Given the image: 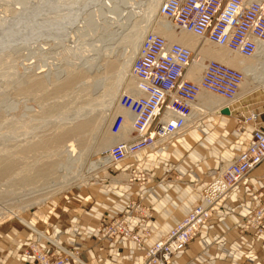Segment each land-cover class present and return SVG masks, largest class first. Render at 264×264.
I'll list each match as a JSON object with an SVG mask.
<instances>
[{"label":"rangeland","instance_id":"obj_1","mask_svg":"<svg viewBox=\"0 0 264 264\" xmlns=\"http://www.w3.org/2000/svg\"><path fill=\"white\" fill-rule=\"evenodd\" d=\"M153 4L154 0H0L2 259L14 257L21 260L26 257L31 264L32 254H25L30 242L43 246L45 252L52 253L55 250L58 254L61 248L55 246L56 243L53 244L55 248L49 250L46 242L36 240L33 236L44 232L45 226L50 224L49 229L52 224H57L59 229L70 232L71 220H79L81 214L91 217L89 214H93L92 212L98 213L103 204L107 205V198L115 199L114 188L117 183L112 181L138 186L142 183L147 185L162 182L150 175L149 180L145 179L144 182L136 180L128 183L129 171L121 172L119 165L111 163L97 171L89 172L87 168L92 162L103 159L107 150L102 148L103 143L116 138L114 143L119 142L121 135H111L109 127L114 116L120 113L117 103L119 96L123 92H133L127 87L132 80L130 69L116 98L111 99L109 88H113L116 83L117 70L122 60L130 56L139 29L147 25L148 18L152 17L153 22L147 33L156 34L157 24L167 21L159 15V9L153 13ZM174 30L180 38L184 34L188 39L192 38V41L198 39L176 27ZM200 41L202 43L195 50H190L196 58L207 42ZM118 60L120 62H116ZM245 60L249 62V59ZM134 88L133 83V90ZM262 91L264 90H256L257 93ZM243 102V99L239 101ZM237 103H231L230 112L231 106ZM79 115H83V118ZM225 115H208L204 112L199 121V113L198 123ZM230 115L226 116L230 119ZM245 118L247 117H242L234 128L236 133H240L241 125H246L242 124ZM84 121L90 124L77 130L78 124ZM198 126L199 124L189 129V136L198 137ZM187 135L173 140L171 145ZM69 144H73L75 149L71 161L67 159L69 155L65 154ZM157 149L146 151L154 153ZM231 161L226 164L222 162L216 172ZM71 172L73 176L79 174L88 177L86 181H81L82 184L78 180L73 186L61 189L73 177ZM69 173L70 176L66 175ZM63 178L68 179L65 181ZM200 185L198 182L189 183L196 191V197L194 193L191 194L195 201L189 210L197 201V189ZM124 189L122 187L123 192L126 191ZM135 204L147 210L140 203ZM99 221L93 223L88 220L86 225L89 228L85 227L83 231L92 230L94 225H97L94 226L95 230L98 229ZM104 227L105 225L100 227L101 233ZM23 231L30 233L25 239L20 238V232ZM74 256L76 257L70 260L81 262L77 254ZM2 259L0 258V264H3Z\"/></svg>","mask_w":264,"mask_h":264},{"label":"built area","instance_id":"obj_2","mask_svg":"<svg viewBox=\"0 0 264 264\" xmlns=\"http://www.w3.org/2000/svg\"><path fill=\"white\" fill-rule=\"evenodd\" d=\"M158 13L177 29L237 52L246 59L258 55L260 44H264V0H163ZM260 57L264 61V51ZM194 58L182 44L170 43L158 34L144 36L130 68L136 90L119 96L117 103L121 112L112 119L109 131L113 136L122 134L128 118L132 119V128L128 139L114 143L103 154L109 163L120 165L138 153L170 145L185 132L201 92L215 94L225 101L234 100L244 74L208 60L204 62L200 78L190 80L185 78V73ZM203 113L201 110L199 121ZM254 118L255 115H251L242 124ZM262 162L264 130L254 128L248 145L235 155L225 170L220 169L212 179L199 186L197 201L187 215L164 237L146 246L141 264H172L222 209L236 186ZM128 171V183L149 180V171L145 169L130 167ZM130 209L135 215L150 216L148 209H141L135 202ZM250 229L264 236V203L260 202L245 218L243 230ZM102 235L131 241L138 247L144 246L149 236L135 233L123 218H115L105 225ZM35 245L28 243L25 251V254H32L31 264H66L76 254L63 249L58 254L55 250L48 253L43 246Z\"/></svg>","mask_w":264,"mask_h":264},{"label":"crops","instance_id":"obj_3","mask_svg":"<svg viewBox=\"0 0 264 264\" xmlns=\"http://www.w3.org/2000/svg\"><path fill=\"white\" fill-rule=\"evenodd\" d=\"M174 43H183L182 45L185 44L184 46L195 50L202 41L200 39L192 41V38L188 39L183 34L181 40ZM207 43L199 50V54ZM194 65L185 73L190 80L200 78L193 77ZM254 88L253 84L247 91L238 94L235 103H239L241 99L244 102L231 106V113L234 114L230 115V119L225 115L198 123L200 113L198 111L195 124L191 125L195 127L199 124L197 138L188 134L184 139L168 147H160L154 153L143 151L119 165L121 172L128 171L130 167L145 169L162 182L138 186L112 181L117 183L114 188L116 195L113 192L117 200L107 198V205L103 204L98 213L91 211L93 213L89 214L91 217H86L84 215L86 212L83 213L84 216L80 213V221L77 219L70 221L69 226L72 227L70 232L67 229H59L54 223L55 226L52 224L49 229L51 224L46 225L44 232L36 233L33 238L46 242L49 250L56 243L54 245H59V248L62 246L76 252L81 262L70 260L66 264H141L146 246L164 237L190 211L196 191L189 183L203 184L212 179L222 162L226 164L233 160L234 154L248 145L254 128L264 130V91L256 92L264 90V87ZM202 108L208 110L209 114L216 115L212 108L205 105ZM250 115H255V118L249 120L245 126L241 125L240 133H236L234 128L241 118ZM122 187L126 191L123 192ZM192 193L194 197L191 196ZM132 202H138L147 208L150 216L135 215L130 209ZM260 202L264 203V162L236 186L222 209L188 243L172 264H264V236L256 235L252 229L243 230L245 218ZM115 218H123L130 228L142 237L149 234L144 246L138 247L134 242L121 238L103 237L100 227ZM88 220L93 223L100 220L99 228L95 230L94 226L97 225H94L92 230L83 231L88 227L86 225ZM29 234L28 231L20 232V238L25 239ZM0 258L2 259L1 255ZM3 258V264L5 261L6 264L30 263L26 257H22L21 260L14 257Z\"/></svg>","mask_w":264,"mask_h":264},{"label":"bare ground","instance_id":"obj_4","mask_svg":"<svg viewBox=\"0 0 264 264\" xmlns=\"http://www.w3.org/2000/svg\"><path fill=\"white\" fill-rule=\"evenodd\" d=\"M163 2V0H154V4L152 5V10H153V13L154 12H157V9H159L161 3ZM126 9V7H125ZM151 9V8H150ZM149 11V10H148ZM110 12V11H109ZM105 13V12H104ZM118 13V12H117ZM115 14V13H114ZM150 16V15H149ZM119 17V16H118ZM147 22V25L145 24L144 27H142L141 29H139V33L137 34V38L135 40V45L133 46L132 48V51L130 53V56L126 59V60H122V63L120 64V67L118 68L117 70V73H116V83L114 84L113 88H109L110 92V96L111 99H114L116 98V95H117V92H119L123 86H124V83H125V78H127L126 76H128V72H129V69L131 68V65L134 61V59L136 58L137 56V53L139 51V48L141 46V43H142V40H143V37L144 35L148 32L149 30V27L151 25V22H153L152 20V17H149L148 18V21ZM145 22V23H146ZM156 28V34L158 35H161L162 37L164 38H167L166 40H170L172 42H176V41H180L181 38L176 35L174 33V28L175 26H173L170 22H159L157 24V27ZM154 34V33H153ZM188 42V41H187ZM185 43V42H184ZM183 44V43H182ZM199 44V43H198ZM185 45V44H184ZM183 45V46H184ZM196 46V45H194ZM186 47V46H184ZM187 49L191 50L190 48L186 47ZM201 48V47H200ZM201 50V49H200ZM192 51V50H191ZM259 54L256 55L255 57L253 58H250L249 59V62L247 60H245L246 58H243L242 56H240L237 52H231L229 50H225V48L223 47H220V48H217V46H214L213 44H210L209 42L207 43L206 47L203 48V50L201 51V54H199L196 58H194L192 64L190 65V67L194 65V67L192 68V74H193V77H197L199 78V76L201 75V72L204 68V61H208V60H216L217 62L219 61L220 63H223L229 67H232L234 69H237L239 71H241L243 74H244V80L240 86V89L236 95V97L234 98V100L232 101H224L223 99H221L220 97L218 96H213V94H210V95H207V94H203L204 92H201L199 95H198V98H197V101H196V104L194 105L193 107V115L192 117L189 119L188 123H187V128L185 130V132L182 134V135H179L176 137L175 140L179 139L180 137H184L185 135H187L191 125L193 126L195 123V117L197 115V112L203 110V112H205L206 114L208 113L209 115V111L208 110H205L203 107V105L207 106V107H210L212 108V110L216 111V114H222V111L225 109V108H229L231 103L235 102V100L237 99L238 94H241V93H244L245 91L248 90V88L251 86V85H255V88L256 87H264V61L261 60V53L264 51V44H260L259 46ZM104 54V53H103ZM120 59V58H119ZM90 60V59H89ZM101 62V61H100ZM116 62H120V60L116 61ZM99 66V65H98ZM103 67V66H102ZM189 67V68H190ZM106 70V69H105ZM95 72V71H94ZM100 73V72H99ZM108 73V72H107ZM191 74V73H190ZM86 75V74H85ZM101 75V74H100ZM109 76V75H108ZM132 77V80H131V83H129V86L128 89L129 90H132L133 92H130L129 94L131 93H134L135 90H136V80L133 76ZM99 78V76H98ZM185 78H187L185 76ZM105 79V78H104ZM107 79V78H106ZM188 79V78H187ZM100 80V78H99ZM102 80V79H101ZM100 80V81H101ZM94 81V80H93ZM110 81V79H109ZM103 82V81H102ZM106 82V81H105ZM97 83V82H96ZM107 83V82H106ZM133 83L135 85V88L133 90ZM99 85V84H98ZM109 86V85H108ZM105 87V86H104ZM107 87V86H106ZM254 88V89H255ZM105 89V88H104ZM102 92H105V91H102ZM208 93V92H207ZM249 93V91H248ZM104 94V93H103ZM97 95V94H96ZM96 97V96H95ZM102 97V96H101ZM104 98H107V97H104ZM95 99V98H94ZM102 99V98H101ZM114 101V100H113ZM109 102V101H108ZM111 102V100H110ZM96 103V102H95ZM101 103V102H100ZM110 106V103H108ZM113 104V103H112ZM111 104V106H112ZM97 105V104H96ZM107 106V107H108ZM105 107V106H104ZM113 107V106H112ZM102 108V107H101ZM106 108V107H105ZM109 108V107H108ZM107 108V109H108ZM110 109H108L109 111ZM229 110V114L230 115V109ZM99 111V110H98ZM82 112V111H81ZM121 112V110L119 111ZM123 112V111H122ZM88 113V112H87ZM94 113V112H93ZM82 114V113H80ZM125 114V113H123ZM89 115V114H88ZM79 117H82L83 118V115ZM75 119V118H74ZM78 119V118H77ZM84 119H86L84 117ZM79 120V119H78ZM81 120V119H80ZM78 122V121H77ZM194 123V124H193ZM90 124V122L88 121H84L82 122L81 124H78V127H77V130H80L82 128H85L86 126H88ZM131 128H132V119H129L127 120V125H125V129L123 131L122 134H120L121 136H119V141H122V140H126L128 139V135H129V132L131 131ZM195 128V127H194ZM118 137V136H117ZM117 139V138H116ZM115 139V140H116ZM115 140H112V141H109L108 143H103V146L102 148H106L108 149L111 145L114 144ZM172 142H170V145H171ZM168 145V146H170ZM166 146V147H168ZM74 153H75V149H74V145L73 144H69V146L66 147L65 149V154L69 155V161H71L72 158H74ZM129 161V160H128ZM89 164V163H88ZM73 165V164H72ZM107 165H109V160L107 157H103V159H100L96 162H92L91 165L87 168H89V172L91 171H94V170H100L101 168H105L107 167ZM111 165V164H110ZM228 165L224 166L221 171L225 170V168L227 167ZM70 168V167H69ZM78 169H81V167H79ZM77 169V171H78ZM83 170V169H82ZM60 172V171H59ZM74 172V170H73ZM81 172V171H79ZM78 172V173H79ZM88 172V171H87ZM77 173V174H78ZM82 174V173H81ZM66 175H69L70 176V173L69 174H66ZM71 175H72V172H71ZM86 175V174H85ZM69 176H67L68 178H70ZM73 176V175H72ZM66 177V176H65ZM88 177V176H87ZM86 176H83V175H74L71 179H69V181H67L68 178H63V179H66L65 181V185H63V183H61L62 187H60L57 182V185L58 187H60L61 189L62 188H65V187H69V186H73L78 180L81 182V181H86ZM92 178V177H91ZM60 182V181H59ZM82 184V182H81ZM57 185H56V188H57ZM146 185V184H145ZM55 186V185H54ZM53 189V188H52ZM55 189V188H54ZM56 190V189H55ZM53 190V192L55 191ZM39 234V233H38ZM166 235V234H165ZM59 246V245H58ZM61 249L66 250L64 247H60ZM67 251V250H66ZM184 251V250H183ZM180 254V253H179ZM73 257H76L74 255H72V259ZM178 257V255L173 259V261Z\"/></svg>","mask_w":264,"mask_h":264},{"label":"water","instance_id":"obj_5","mask_svg":"<svg viewBox=\"0 0 264 264\" xmlns=\"http://www.w3.org/2000/svg\"><path fill=\"white\" fill-rule=\"evenodd\" d=\"M222 114H226V115H228L229 114V110L226 108V109H224L223 111H222Z\"/></svg>","mask_w":264,"mask_h":264}]
</instances>
